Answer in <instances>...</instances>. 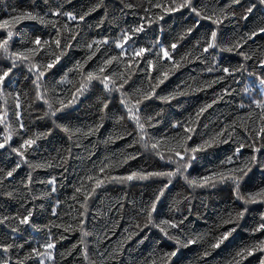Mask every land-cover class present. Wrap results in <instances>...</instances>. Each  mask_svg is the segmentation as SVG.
<instances>
[{
	"label": "snow or ice",
	"instance_id": "snow-or-ice-1",
	"mask_svg": "<svg viewBox=\"0 0 264 264\" xmlns=\"http://www.w3.org/2000/svg\"><path fill=\"white\" fill-rule=\"evenodd\" d=\"M104 0L95 4L89 11L78 14L74 11H65L63 3H57L56 0H43L41 10H18L12 8L7 13L6 18H0V59L7 61L2 70H0V152H7L14 159V166L10 169L0 168V182L7 184L9 178L23 165H27L29 171L27 178L20 182L19 188L12 191H0V196L13 199H20L19 193L24 192L27 195L32 194V185L35 182L34 173L37 169L50 168L66 171L68 160L72 156V148L79 147L78 141L95 137L103 126V121L115 117L117 123L124 121L123 115H117L126 111L127 121L134 125L131 130L125 129L124 136L131 139L132 143L126 146L127 149H134V145H139L141 151H135V154H129L123 161L113 164H102L100 167L95 165L86 177L81 179L80 185L75 187L72 201L77 204L80 239L77 244L72 245L73 250H77L83 259V264H96L91 259L93 255L99 258L101 264H121L120 257L122 250L128 241L137 236L138 231L155 228L161 234L162 240L170 242L171 251H164L155 258L146 260L145 264H178L183 252L191 246H199L207 243L203 251L199 253L198 264H207V260L212 254L222 246L228 244L234 234L243 227L244 221L249 215L255 218L258 213L259 221L252 233H261L264 235V53L258 60V64H253L251 71L248 70V63L252 61L244 49L248 42L258 36H264V0H248L247 7L242 15L237 16L233 10L241 5V0H229L222 7L209 8L207 6L198 7L195 0H150V6L144 8V14L138 17L139 23L123 30L120 37L114 41L115 50H119L116 56H110L104 59L101 64L92 70H86L85 65L93 59L97 52L113 43L110 37L104 36L100 39H93L87 43V49L90 53L83 62L76 61L75 64L67 69L64 77L55 85L59 88L66 82L70 73L78 72L80 74L79 87L71 92V98L63 91L56 92L50 89L47 84V77L53 75L52 71L58 65L62 64L69 57L71 49L80 43L82 29L79 24L85 21V18L100 8ZM34 7V6H33ZM126 8L132 9L133 5L127 3ZM261 8L260 18L255 22L248 32L236 34L234 37L225 40L221 31L227 23L233 21L246 22L254 9ZM156 10V11H153ZM189 12L194 21L184 28L174 38L170 46H165L163 42V33L156 36L151 47H135L138 42L135 38L154 27L155 24L164 20L165 16L170 14ZM61 23V21H65ZM103 21V18H102ZM203 21L209 22L210 32L206 30L201 38H198L192 48L194 52L185 53L179 60H174V54L178 50V45L186 42L194 34ZM36 23L42 25L48 31V38H43V33L39 35H28L23 32L26 23ZM101 25L97 24L99 28ZM54 33V35H53ZM23 37V38H22ZM19 42V43H17ZM55 49V53H50V49ZM134 49V50H133ZM158 52L154 59H148L153 52ZM222 52L236 53L242 57L238 67L227 66L220 68L217 56ZM48 53L47 63H42L41 58ZM215 53V55H213ZM54 56V58H51ZM211 57L210 66L208 64ZM189 59L202 61L208 74L217 73L216 79L204 85V88H210L213 84L225 83V87L216 95L210 103L200 106L184 122H171L165 132L159 136L157 125L161 124L160 114L156 116H143L144 102L159 100L165 107H171L173 102L179 104L181 98L189 97L204 90L201 87L192 85L185 86L182 81L175 89L165 95H160L157 89L164 84L177 69L184 66V62ZM146 61L144 67H140L142 62ZM155 61V62H154ZM70 62V61H69ZM114 62L124 66V72L110 76L109 66ZM161 63L170 64V67L160 71ZM25 75L26 80L31 81L35 89V100L43 101L46 109L43 118H52L54 128H60L67 134V140L70 147L66 155L57 153L51 161L33 163L28 159L30 153L39 152V141L52 132L48 129L47 133H33L29 135V130L24 121V113L27 111L22 103V91L16 87L18 81L15 79L17 73ZM159 72V75H155ZM222 72V75L218 74ZM134 73H141L147 77V87L150 90L141 92L137 89L138 98L125 91V85ZM47 74V75H46ZM153 79L155 82L153 83ZM237 84L245 83L242 89L243 95H240V103L236 106V111H245L246 117H238L239 123L233 120L231 123H224L218 131L208 132L210 125H204V131H200L201 117L219 102L228 99H235L237 89L229 90L228 82ZM102 91L97 98V103L93 106L99 110L100 122H92L90 125L76 127L71 123L70 110L80 106L84 99H87V93L90 87H101ZM119 93V103L116 104V96ZM247 101V103H245ZM29 108L32 107L30 104ZM163 110V109H161ZM57 121H68L66 124H58ZM182 129V130H181ZM179 130V131H178ZM174 133L175 135H170ZM237 136L243 137V142L236 140ZM19 142L16 146L13 143L16 138ZM199 137V142H196ZM123 139L122 136H113L110 134L104 143H112L114 140ZM229 141H235L236 147L231 154L220 159L218 163L211 167H205V162H210L209 157L215 156V151L219 146ZM259 144V146H257ZM251 148V155L240 159L242 150ZM144 153H151L154 159L162 161L159 167L169 170H134L125 175L109 174L113 167L126 164L129 160H135L137 157H143ZM174 166V167H173ZM197 167L203 169V174L191 176L190 169ZM257 172L259 179L257 180ZM182 180L181 187L186 186L190 190V195L198 190L207 191L209 189H219L220 191H230L235 207L228 212L227 218L221 217V224L217 225L220 229L228 226L226 231H220V234L214 235L212 242L208 243L203 235H194L192 231L185 227L187 217L183 216L180 205L189 204L188 211L191 212V200L189 196H182L177 193L178 198H173L169 208V218L157 220L158 206L161 201L167 198L168 192L174 181ZM86 181V182H85ZM147 182L161 184L162 186L153 190L152 196L148 200L127 201V205L135 213L134 220L143 219V223L136 222L131 227L125 228V235L111 250L105 249L102 240H107V233L114 232L111 226L104 228V234L96 239V246L93 247L86 238L91 235L85 230L86 216L90 211V205L93 203L104 186L110 183L124 182ZM167 181V182H164ZM57 177L49 176L46 181H40L46 187L50 186V191H45L42 197H49L57 191ZM36 199V197H33ZM29 201L23 200L21 208L24 214L13 213L0 217V264H57L56 249L58 241L52 234V229H63V232H69L71 225L62 223L53 224L49 221L44 228L47 234L43 237V242L36 241L35 246H30V239L24 240L21 235L26 232L28 227L35 228L32 224L34 218V209L27 207ZM126 203L113 205L109 211L117 210L124 212ZM60 201L51 207V215L58 218V207ZM179 212L181 219L175 218ZM127 214V213H125ZM37 234L43 229H36ZM60 239H64L63 233ZM21 241V242H17ZM138 243L143 241L138 240ZM162 241H156L157 246ZM25 249H28L25 251ZM254 253H264V241L248 244L235 251L229 264H247L248 258L253 257ZM69 250L68 255H72ZM195 264V262H194ZM258 264H264V255H261Z\"/></svg>",
	"mask_w": 264,
	"mask_h": 264
},
{
	"label": "trees",
	"instance_id": "trees-1",
	"mask_svg": "<svg viewBox=\"0 0 264 264\" xmlns=\"http://www.w3.org/2000/svg\"><path fill=\"white\" fill-rule=\"evenodd\" d=\"M57 3H63L65 5V11H74L78 14H83L94 7L95 4L100 3L101 0H56ZM154 2V0H152ZM229 0H195L198 7L207 6L209 8L222 7ZM127 3L133 5L132 9L125 7ZM248 0H241V5L235 7L233 10L237 16L242 15L243 10L247 7ZM43 0H0V18H6L8 12L12 8L18 10H41ZM34 6V7H33ZM150 6V0H104L102 6L96 11L91 12L85 21L78 25L82 29L80 35V43L71 49L70 55L64 60V62L54 68L53 75L47 77V84L50 89L56 92L63 91L67 94V98H71V92L79 87L80 74L78 72L70 73L67 76L66 82L59 88L55 85L64 77V73L67 69L72 67L76 61H81L90 55L87 49V43L93 39H100L104 36L111 38L113 43L106 48H102L97 52L91 61H89L85 68L86 70H92L103 62L104 59L110 56H116L119 54V50H115L114 41L120 37L123 30L134 26L139 23L138 17L144 14V8ZM156 11V10H153ZM262 9H254L253 14L249 19L244 21H233L227 23L221 30L227 41L228 38L234 37L236 34H242L248 32L252 25L260 18ZM180 13L170 14L165 16L164 20L154 25L150 30L141 33L135 39L138 41L135 47H151L155 41L156 36L163 33V42L165 46H170L174 42V38L178 37L179 33L189 26L194 21L190 18L192 14L182 10ZM103 18V21H102ZM65 21H61L64 23ZM97 24L101 26L96 27ZM209 28V22L203 21L201 26L194 30V34L186 42H182V46L178 45V50L175 52L173 59L179 60L181 56L188 52H194L192 45L195 44L198 38H201L204 32ZM23 32L28 35H39L43 33V38H48V31L42 25L28 22L23 27ZM54 35V33H53ZM23 38V37H22ZM122 38V37H120ZM19 43V42H17ZM134 50V49H133ZM250 56L252 61L248 63V70L251 71L253 64H258V60L262 58L264 53V36H258L248 42V46L244 49ZM50 53H55L56 50L50 49ZM158 52H153L148 59H154ZM215 55V53L213 54ZM49 54L46 53L45 57L41 58L42 63H47ZM54 58V56H51ZM220 65V68L227 66L238 67L242 61V57L236 53L222 52L216 57ZM70 61V62H69ZM211 57L208 64L210 66ZM155 62V61H154ZM9 63L0 59V70L3 66ZM146 61L142 62L140 67H144ZM170 67V64L161 63L160 71H164ZM110 71L108 74H120L124 72V66L122 64L114 62L109 66ZM222 75V72L218 73ZM47 75V74H46ZM155 75H159L156 72ZM217 73L208 74L205 68V63L202 61H195L189 59L184 62V66L177 69L164 84L160 85L157 92L160 95H165L171 90L175 89L183 81L185 86L192 85L194 87L204 88V85L216 79ZM15 79L18 81L17 88L22 91V103L27 109L24 113V121L26 127L29 130V135L33 133H47L48 129H52V132L45 135L39 143V152L30 153L28 159L33 162L51 161L53 157H57V153L66 155L67 149L70 147L67 134L60 128H54L52 118H43V113L46 106L43 101L35 100V89L31 85L30 80L25 79V75L16 74ZM155 80L153 79V83ZM244 83L228 82L229 90L237 89V96L235 99H228L223 102H219L209 109L203 117H201L200 131H204V125H210L208 132L211 133L214 130L218 131L220 127L224 126V123H231L236 120L239 123L238 117H246L245 111H236V106L241 102L240 95H243L242 89L245 87ZM128 85H125L126 93L130 94L132 98H138L137 89L141 92L150 90L147 87V77L141 73H134L129 81ZM225 83L213 84L210 88H204L203 91L198 92L189 97L181 98L179 104L173 102L171 107H165L159 100L145 101L143 116H156L160 114L161 124L157 125L158 131L156 135L159 136L165 132L171 122H184L190 115H194L195 111L205 103H210L216 98V95L221 92L225 87ZM102 91L101 87H90L87 95V99L83 100V103L78 107H74L70 110L71 123L76 127L83 125H90L92 122H100L99 110L93 105L97 103V98ZM116 96V104L119 103V93H114ZM3 101H0L2 103ZM247 103V101H245ZM32 105L29 108V105ZM163 109V110H161ZM117 115H123L124 121L117 123L115 117H111L103 121V126L100 132L95 137L88 139H81L78 141L79 147L72 148V156L68 160L66 165V171L61 169L43 168L37 169L34 173L35 182L32 185V194L27 195L24 192L19 193L20 199H13L0 196V217L4 215H11L13 213L24 214L21 204L23 200H28L27 207L34 209V218L32 224L35 228L28 227L26 232H22L24 240L30 239V246H35L36 241L43 242V237L47 234L45 225L52 221L53 224L62 223L66 226L71 225L72 229L69 232L64 233L63 229H52V234L58 241V247L56 249L57 264H83V259L77 252L72 249L73 244H77L80 239L79 223L78 219H74L78 216L77 208L71 197L73 195L75 187L80 185L81 179L86 177V174L95 165L97 168L102 164L115 165L118 161H123L124 157L129 154H135V151H143L139 145H134V149H127L126 146L131 144L132 141L128 137L124 136L125 129L131 130L134 125L127 121L126 111L117 113ZM58 124H66L68 121H57ZM182 130V129H181ZM2 131V128H0ZM179 131V130H178ZM112 135L122 136L123 139L114 140L112 143H104V140ZM170 135H175L170 133ZM236 140L243 142V137L237 136ZM19 142V138L13 143V146ZM196 142H199L197 137ZM235 141H229L226 144L219 146L215 151V156L209 157L210 162H205V167H211L213 164L219 162L220 159L225 158L226 155L231 154L232 150L236 147ZM259 146V144H257ZM251 155V148H245L242 150L240 159ZM13 157L9 156L7 152H0V168L10 169L14 166ZM164 162L159 161L158 158L154 159L151 153H144L143 157H137L135 160H129L126 164L113 167L109 174L111 175H125L134 170H169L160 168L159 165ZM174 167V166H173ZM29 169L27 165H23L16 171L13 178H9L7 184L0 182V191H12L14 188H19L20 182L27 178ZM191 176H197L203 174V169L197 167L195 170L190 169ZM49 176L57 177V191L51 194L49 197H42V193L50 191V186L46 187L40 181H46ZM256 179H259L257 172ZM86 182V181H85ZM167 182V181H164ZM183 181H174L168 192L167 198L163 199L158 206L157 220L169 218V208L172 204L173 198H180L177 193H181L182 196H189L191 200V212L188 211L189 204L183 203L180 205L183 216L187 217L185 227L192 231L194 235H203L205 240L210 243L213 240L214 235L220 234V231H226L228 226H223L218 229L217 225L221 224V217L227 218L228 212L232 210L236 205L233 202L230 191H220L219 189H209L207 191L198 190L196 193L190 195V190L186 189L183 185ZM162 186L161 184H153L150 181L147 182H124V183H110L104 186L103 190L99 192L93 203L90 205V211L86 216V228L85 230L91 233L86 239L92 243L93 247L96 246V239L98 236L104 234V228L111 226L115 229L114 232L107 233L108 239L102 240L104 247L99 251L104 252L105 249L111 250V246L115 245L117 241L121 240L125 235L124 229L131 227L134 223H143V219L134 220L135 213L131 210V207L127 205V201H136L139 203L142 199L148 200L153 193L154 189ZM36 197V199H33ZM60 201L58 207V218H53L51 215V207ZM126 203L124 212L117 210L109 211L113 205L119 203ZM260 210H264V206ZM127 213V214H125ZM175 218L181 219L180 213L175 214ZM259 221L258 213L253 218L249 215L244 221H242L243 227H241L233 236V238L220 249L216 250L212 256L207 260V264H229V261L233 258L235 251H238L240 247H244L248 244L259 243L264 241V235L261 233H252V229L256 227ZM36 229H43L37 234ZM63 233L64 239H60V235ZM143 241L138 243L137 241ZM162 241L157 246L156 241ZM21 242V241H17ZM170 242L162 240L161 234L155 228L144 229L137 232V236L133 237V240L128 241L125 248L122 250L120 257L121 264H145L146 260L155 258V255H159L164 251H171L169 246ZM207 247V243H202L199 246H191L186 249L178 264H198V255ZM28 249H25L27 251ZM69 250H72L73 254L68 255ZM264 253H254L253 257L248 258L247 264H258L259 258ZM91 259L96 261V264H101L98 257L93 255Z\"/></svg>",
	"mask_w": 264,
	"mask_h": 264
}]
</instances>
